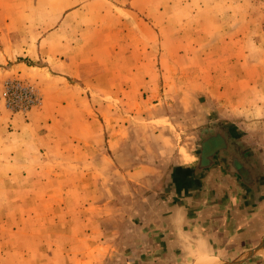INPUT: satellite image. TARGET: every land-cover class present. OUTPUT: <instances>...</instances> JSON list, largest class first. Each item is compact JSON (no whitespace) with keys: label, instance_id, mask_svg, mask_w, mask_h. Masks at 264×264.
<instances>
[{"label":"crops","instance_id":"1","mask_svg":"<svg viewBox=\"0 0 264 264\" xmlns=\"http://www.w3.org/2000/svg\"><path fill=\"white\" fill-rule=\"evenodd\" d=\"M162 14L160 8L153 12L144 0H0V84L13 74L35 82L44 95V106L26 117L0 109V264L120 261L112 256L103 207L117 205L121 195H106L113 201L101 206L100 212L90 203L95 195L82 186L91 176L100 178V167L108 165L101 152L105 130L100 110L92 105L135 103L130 97L139 94L145 101L151 98L147 91L155 88V74L159 71L162 76L164 60L171 54L166 45L171 37L169 19ZM155 40H160V52H155ZM189 47L194 49L191 55H203L196 45ZM225 47L221 55L247 56L243 48L236 54ZM178 50L177 55H187ZM154 60L162 70L158 66L155 70ZM243 81L238 78L231 87L241 91L256 87L249 83L245 87ZM214 90L219 94L217 87ZM92 150L101 153V164L91 175ZM190 167H175L165 188L148 197L155 202L146 215L161 223L144 225L140 214V219H130L126 233L117 226L112 230L126 235L119 244L132 250L133 264L187 261L172 224L176 206L185 214L189 235L202 233L218 248L229 244L241 253L235 259L264 240V222L257 214L260 206L249 205L248 197L229 188L227 180L223 183L211 175L187 181ZM261 201L264 193L260 205ZM111 211L114 216L125 212ZM26 216L38 222L26 227V243L10 246L7 231L17 226L16 218L21 223ZM228 259L232 258H222L235 260ZM242 264H264V246Z\"/></svg>","mask_w":264,"mask_h":264},{"label":"rangeland","instance_id":"2","mask_svg":"<svg viewBox=\"0 0 264 264\" xmlns=\"http://www.w3.org/2000/svg\"><path fill=\"white\" fill-rule=\"evenodd\" d=\"M144 1L153 8V12L160 8L162 15L169 19L168 35L171 37L166 45L171 54L164 60L162 76L159 71L155 74L156 85L153 90L147 91L151 96L148 101L139 94L137 98L130 97L137 100L135 103L92 105V108L95 106L100 110L101 127L105 130V140L101 138V152L106 155L108 165L107 168L100 167V178L91 176L82 184L90 195H95L90 203L100 207V212L101 206L113 201L106 199V195H121L117 205L111 207L108 203L107 207H103L107 213L103 226L111 230L108 238L113 244L112 256L119 257L117 264H133L129 261L132 250L119 244L120 238L125 239L126 235L118 236L112 230L117 226L119 230L125 229L126 233L130 219H140V214L143 215L144 225L159 221L157 217L146 215L151 202H155L148 197L165 188L175 167L195 163L200 132L209 124L220 123L233 132L259 159L264 169V0ZM209 4L214 5L210 10L204 7ZM195 28L201 30L195 32ZM199 33V39H194ZM159 41L154 42L155 52L161 50ZM192 44L202 49L203 55H191L194 49L189 46ZM225 45L236 54L243 48L247 56L221 55L227 51ZM178 49L182 53L187 51V55H177ZM154 63L155 70L157 66L160 70L162 64L159 62L158 65L155 60ZM200 73H204L203 78H198ZM241 77L245 80V87L249 83L255 85L256 90L241 91L231 87L232 82ZM13 79L34 85L40 95L39 104L24 114L6 109L0 98V109L26 117L44 106L41 88L32 80L13 74L0 84V96L3 83ZM215 87L219 89V94ZM95 112L98 114L97 110ZM237 125L249 131H241ZM90 160L94 162L89 169L92 175L101 164V153L92 150ZM239 197L236 195V198ZM241 204L238 201V207ZM254 206H260L257 214L264 222V201ZM111 208L124 209L126 213L114 216ZM19 221L16 218L13 224L17 226L11 225L14 230L7 231L10 246L11 243H23L21 241L29 234L26 227L38 222L27 216L21 223ZM222 249L225 250L222 258H232L228 260L241 254L237 249L229 248V244ZM108 264L114 263L109 261Z\"/></svg>","mask_w":264,"mask_h":264},{"label":"flooded vegetation","instance_id":"3","mask_svg":"<svg viewBox=\"0 0 264 264\" xmlns=\"http://www.w3.org/2000/svg\"><path fill=\"white\" fill-rule=\"evenodd\" d=\"M199 137L197 160L189 168L187 181L212 175L223 183L227 180L229 188L248 197L249 205H259L264 193V169L259 159L220 123L209 124Z\"/></svg>","mask_w":264,"mask_h":264},{"label":"clouds","instance_id":"4","mask_svg":"<svg viewBox=\"0 0 264 264\" xmlns=\"http://www.w3.org/2000/svg\"><path fill=\"white\" fill-rule=\"evenodd\" d=\"M239 115L238 113L236 114ZM238 128L247 133L246 127ZM177 211L174 214L172 224L177 237L181 240L180 253L187 258L188 264H222L224 249L215 247L210 238L202 233L194 232L189 235L184 228L185 214L181 210V206H176Z\"/></svg>","mask_w":264,"mask_h":264},{"label":"built area","instance_id":"5","mask_svg":"<svg viewBox=\"0 0 264 264\" xmlns=\"http://www.w3.org/2000/svg\"><path fill=\"white\" fill-rule=\"evenodd\" d=\"M0 98L2 105L6 109L24 114L37 106L40 101L37 88L31 83L20 79H13L3 83Z\"/></svg>","mask_w":264,"mask_h":264},{"label":"water","instance_id":"6","mask_svg":"<svg viewBox=\"0 0 264 264\" xmlns=\"http://www.w3.org/2000/svg\"><path fill=\"white\" fill-rule=\"evenodd\" d=\"M263 246H264V240L258 247L248 251L243 256L239 257L238 259H235L233 261L222 260V264H242L246 262L247 260H250L251 258L257 256L260 253V251H262Z\"/></svg>","mask_w":264,"mask_h":264}]
</instances>
